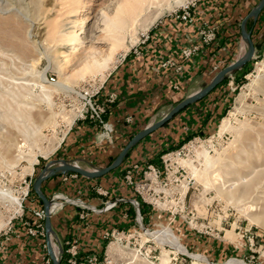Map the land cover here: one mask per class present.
<instances>
[{"label":"rangeland","instance_id":"rangeland-1","mask_svg":"<svg viewBox=\"0 0 264 264\" xmlns=\"http://www.w3.org/2000/svg\"><path fill=\"white\" fill-rule=\"evenodd\" d=\"M128 2L0 0V232L25 216L37 177L77 120L91 117L89 101L100 105L97 96L108 75L129 54H139L160 24L183 11L197 14L199 0H163L119 32L111 23L119 10L129 14ZM209 28L202 29L201 44L218 45ZM252 28L261 49L201 103L209 109L204 132H190L180 155L163 159L165 151L158 164L167 166L163 180L189 184L190 190L189 216L156 223L189 230L183 241L191 252L208 253L216 264H264V24L255 27L251 18L247 32ZM200 47L185 49L194 56ZM248 49L240 33L226 67ZM28 184L20 210L18 199ZM168 254L163 252L162 264Z\"/></svg>","mask_w":264,"mask_h":264},{"label":"crops","instance_id":"crops-1","mask_svg":"<svg viewBox=\"0 0 264 264\" xmlns=\"http://www.w3.org/2000/svg\"><path fill=\"white\" fill-rule=\"evenodd\" d=\"M251 3L252 0H201L196 9L199 19L192 24L169 19L159 25L146 44L140 47L142 52L129 54L108 75L97 96V102L104 107V112L106 110L103 121L113 127L111 135H105L98 119L80 118L65 134L50 160H65L73 164L77 162L81 169L90 172L112 165L122 152L131 128L137 126L138 130H144L156 124L162 113L176 106V101L202 90V85L208 82L215 70L229 64L228 60L239 37L235 33L248 15L243 20L240 16L250 11ZM261 13L255 27L261 28L264 24V10ZM206 25L216 29L218 45L214 44V47L201 44L200 34ZM195 44L201 46L200 52L190 58L185 57L183 49ZM211 46L216 47V50L210 51L213 55L209 53ZM168 59L176 61L182 71L177 72L174 67L163 68L162 64ZM201 103L179 115L170 126L149 138V142L135 148L133 158L143 161L155 156L158 154V146L166 147L164 140L167 137L183 139L196 129L204 132L209 123L204 116L209 113V109ZM132 161L97 178H87L77 173H58L42 184V192L49 200L63 194L81 196L94 204L96 201L91 192L94 186L120 188L123 194V171ZM39 199V195L33 193L27 201L25 216L12 225L7 235H3L0 264H54L53 260L48 262L51 256L45 247L47 240L44 244L43 236L31 235L26 226L27 221H37L33 211L44 209V202L41 199V203ZM78 212L76 207L68 205L52 216L53 235L62 240L79 239L86 252L101 253L104 245L103 231L124 225L123 222L120 224L123 221L120 210L91 216L85 222L77 218ZM211 252H218L216 246Z\"/></svg>","mask_w":264,"mask_h":264},{"label":"built area","instance_id":"built-area-1","mask_svg":"<svg viewBox=\"0 0 264 264\" xmlns=\"http://www.w3.org/2000/svg\"><path fill=\"white\" fill-rule=\"evenodd\" d=\"M175 19L187 24L194 22V16L184 11L182 14H177ZM210 29L216 31L212 25H210ZM183 55L187 58L192 57L191 52H188L187 49H183ZM162 67H174L177 72L182 71V67L171 59L165 61ZM89 104L92 108L91 117L100 120L105 135L109 137L113 132V127L101 119L104 107L94 105L91 100ZM181 149L165 154L163 159L180 155ZM162 167L167 168L166 164L160 167L148 162L126 167L123 172V180L125 188L133 194L132 196L123 195L120 188L103 186L91 188L92 196L96 201L94 204L81 196L55 195L50 200L51 216L70 205L79 210L78 218L83 222L94 215L120 210L124 223L123 226H114L103 231L104 245L101 253L86 252L79 239L62 240L52 234L51 244L59 264H162L164 251L169 253L167 264H216L208 253L191 252V248L183 241L184 238H189V230H184L182 227H165L163 224L156 223V220H160L162 223L169 219L172 222L179 217L185 219V216H189V212L188 215L186 212L190 185L174 182V180H163L161 178ZM29 189L30 184L27 185V190L22 192L23 196H19L22 208L29 197ZM33 215L37 221L35 223L27 221L26 226L29 233L33 236L40 235L47 238L44 223L45 210L33 211ZM13 219L10 220L9 225L12 224ZM188 224L191 223L188 222ZM11 230L12 225L4 232H0V249L3 235H7ZM168 232H172L171 234L174 236L165 235L164 237L162 235L168 234ZM159 233L162 236L157 237ZM197 233H199L198 236L196 235L199 241L200 231ZM47 246L46 244L45 247L48 248ZM51 260L49 257L48 262Z\"/></svg>","mask_w":264,"mask_h":264},{"label":"water","instance_id":"water-1","mask_svg":"<svg viewBox=\"0 0 264 264\" xmlns=\"http://www.w3.org/2000/svg\"><path fill=\"white\" fill-rule=\"evenodd\" d=\"M264 10V0H261L259 4L248 14V16L243 20L242 22V36L247 41L249 45L248 52L246 55L235 62L234 64H231L230 66L222 69L219 71L215 77L212 79L210 83H204L202 85V90L193 94L192 96L186 98L181 103L176 105L175 107L170 108L166 112L161 114V119L154 125L146 127L144 130L140 131L138 134H136L130 142L126 145V147L122 150V152L119 154L117 159L114 161L112 165H110L108 168H105L103 170H97L95 172H90L83 170L76 166L73 163L67 162L65 160H52L50 161L45 168L42 170L40 175L37 177L34 189L36 193L39 195V197L44 202V210L46 213V219H45V228H46V234H47V245L49 254L53 260L54 264H59L58 260L55 257V252L52 248L51 244V235L54 233L53 227H52V216L50 213V200L43 194L42 192V184L49 179L51 176L56 175L58 173H77L87 178H97L101 177L107 173H109L112 170L117 169L121 163L124 161L126 155L128 152L140 141L144 140L147 136H149L151 133L157 131L161 127H163L168 121H170L175 115H177L181 110L186 108L189 105H192L204 97H206L213 89L216 88L218 84H220L226 77H228L231 73L238 71L239 69L243 68L246 64H248L255 52V46L254 42L252 40V34L254 31V28L251 29V31L247 32L246 30V24L248 21L253 18L254 19V26L256 24V21L258 17L260 16L261 12Z\"/></svg>","mask_w":264,"mask_h":264},{"label":"trees","instance_id":"trees-1","mask_svg":"<svg viewBox=\"0 0 264 264\" xmlns=\"http://www.w3.org/2000/svg\"><path fill=\"white\" fill-rule=\"evenodd\" d=\"M199 1H201V0H199ZM255 1H261V0H252V3H254ZM238 3V2H237ZM251 3V4H252ZM216 4H217V2H216ZM258 5V4H257ZM256 5V6H257ZM251 11H249L247 14H245L244 16H240V17H242L241 18V20H243L249 13H250ZM263 12V11H262ZM262 14V13H261ZM261 14H260V16H261ZM199 16L200 15H197V14H195L194 15V22L197 20V19H199ZM260 16L258 17V19H257V23L260 21ZM175 20H177V19H175ZM178 22H182V21H179V20H177ZM166 22H164L163 24H165ZM256 23V24H257ZM161 25V24H160ZM240 33H241V30L240 29H238V31L235 33V36H238V35H240ZM255 35V34H254ZM253 38V37H252ZM212 46L214 45V44H211ZM210 47V49H209V53L211 54V55H213V52L211 53L210 51L211 50H216L215 48H213V47ZM254 46H255V48L256 49H261V45H260V43H258V42H256V41H254ZM237 50V43H235L234 44V47H233V50H232V52L233 53H235V51ZM140 52H142V49L140 48ZM232 61V58H230L229 60H228V62H231ZM228 65V64H227ZM224 67H226V66H224ZM215 75L216 74H212L210 77H209V79L207 80L208 82L207 83H210L211 81H212V79L215 77ZM227 80V78H225L220 84H218L217 86H216V88L215 89H213L206 97H204L203 99H201L200 101H198V102H196V103H194V104H192V105H189V106H187L186 108H184L183 110H181L177 115H175L170 121H168L163 127H161L160 129H158L157 131H155V132H153V133H151L149 136H147L144 140H142V141H140L138 144H136L129 152H128V154L126 155V157H125V159H124V161L122 162V164H121V166L120 167H124L125 166V164L126 163H128L131 159L133 160L131 163H129L128 164V166L127 167H130L132 164H136V163H140V164H144V163H152V164H156V165H158V164H160L159 163V160L161 159V156H160V154L161 153H163V152H170V151H174V150H178V149H180L181 147H182V144L183 143H185L186 141H187V139H189L188 138V135L187 136H185L183 139H176V138H169V137H167L164 141H166V147L165 146H163V148L161 147V146H158V154H156L155 156H153V157H151V158H146V159H144L143 161L142 160H138L137 158L136 159H134L133 158V156H132V152L135 150V148H137L138 146H140L142 143H146V142H149L148 140H149V138H152V136H154V134H157V132H159V131H161V130H163V129H165V128H167L168 126H170V123L171 122H173L179 115H181L182 113H184L186 110H188V109H190L191 107H193V106H195L196 104H199V103H201V102H203V101H206V100H208V98L213 94V93H215L218 89H220L221 87H222V85L224 84V82ZM183 100H185V98L183 97V98H180L178 101H176V103H175V105H178L179 103H181ZM98 103V102H97ZM99 104V103H98ZM105 113H106V110H105V112H104V114L102 115L103 116V119H104V115H105ZM207 117L208 116H204V118H205V120L207 121L208 119H207ZM136 125V124H135ZM137 127V126H136ZM136 127H133V128H131V130H130V132L127 134V136H128V138L126 139V142H125V144L122 146V150L126 147V145L130 142V140L136 135V134H138L140 131H142V130H138ZM196 132H198V133H202L199 129H196ZM163 142V141H162ZM158 143V142H157ZM156 145H158V144H156ZM174 149V150H173ZM164 155V154H163ZM148 159V160H147ZM119 167V168H120ZM118 168V169H119ZM115 170H112V171H110L109 173H112V172H114ZM124 172V171H123ZM108 173V174H109ZM32 191H34L33 189H32ZM123 194L125 195V196H132L133 194L127 189V188H125L124 189V191H123ZM40 200V202L42 203V200L41 199H39ZM67 207V206H66ZM115 211H117V210H115ZM143 213H144V211H143ZM121 215V214H120ZM77 218H78V215H77ZM122 223V221L120 222V224ZM119 224V223H118ZM44 244L46 243V238H44V242H43Z\"/></svg>","mask_w":264,"mask_h":264},{"label":"bare ground","instance_id":"bare-ground-1","mask_svg":"<svg viewBox=\"0 0 264 264\" xmlns=\"http://www.w3.org/2000/svg\"><path fill=\"white\" fill-rule=\"evenodd\" d=\"M161 1H163V0H129V4L127 5V9L129 10V18H127L128 17V15H126L125 17H123L122 16V11L121 10H119L117 13H116V19H115V21L114 22H112L111 23V26L114 28V29H118L119 30V32L121 31V30H123L124 28H125V26L129 23H132L133 25L137 22V19L139 18V17H141V16H143V13L144 12H146L148 9H150L153 5H155V4H159ZM167 1V0H166ZM58 31V30H57ZM117 40H116V42H117V44H118V42H119V38H116ZM57 40V39H56ZM115 45H116V43H115ZM58 87L59 88H61L62 90H67V91H73L74 92V90L73 89H71V87L70 86H68L67 84L65 85H63V84H59L58 85ZM72 93V92H71ZM225 124V123H224ZM223 125V124H222ZM226 127V126H225ZM222 129V128H221ZM224 129V128H223ZM208 163H210V161L208 160L207 161ZM76 166H78L79 168H81L79 165H78V163L77 162H75L74 163ZM251 191V188L248 186V187H246L244 190H243V194L244 195H246V194H248L249 192ZM18 201H19V204H18V206H19V208H20V210L22 209V207H21V200H20V198L18 199ZM172 232H168V234H162L164 237H165V235H172V236H174L173 234H171ZM161 235V233H159L158 235H157V237L159 236H162Z\"/></svg>","mask_w":264,"mask_h":264}]
</instances>
